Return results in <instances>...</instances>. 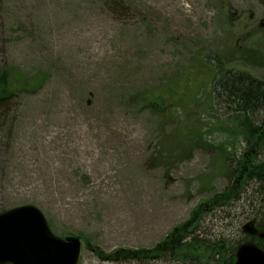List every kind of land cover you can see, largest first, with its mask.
I'll list each match as a JSON object with an SVG mask.
<instances>
[{"label": "rangeland", "instance_id": "obj_1", "mask_svg": "<svg viewBox=\"0 0 264 264\" xmlns=\"http://www.w3.org/2000/svg\"><path fill=\"white\" fill-rule=\"evenodd\" d=\"M4 69L43 83L1 112L0 214L35 206L79 264H190L157 248L194 216L188 240L253 243L264 196L237 167L254 149L215 84L264 82V0H0Z\"/></svg>", "mask_w": 264, "mask_h": 264}, {"label": "trees", "instance_id": "obj_2", "mask_svg": "<svg viewBox=\"0 0 264 264\" xmlns=\"http://www.w3.org/2000/svg\"><path fill=\"white\" fill-rule=\"evenodd\" d=\"M14 74L7 69L0 71V117L2 114L1 112L6 110L9 106V102L12 101L17 94L36 91L43 83V81L37 77L26 79L19 75L14 76ZM215 85L216 91L219 89V96L223 97L227 104L232 107H230L231 114L226 121L228 136L234 139L242 134L248 148L254 149V152H251L250 156H247L244 164L241 162L238 165L237 170L241 169L240 176H243V182H255L260 194L264 196V136L259 141L261 133L264 131V126L262 124L264 121H259L258 127L255 126L257 114L260 110L264 111V82L243 74L233 76L225 74L221 75ZM171 89L173 90V88ZM170 95L167 96V99L162 98V96L154 97V99L150 100V103L146 105L154 110L160 108V111H163L168 107L167 101L171 104ZM239 179L240 178H238V182ZM228 195L231 196V193ZM211 209H213V207ZM210 210L205 212H209ZM190 230L189 228H185L165 239L157 250H159L160 253H169L171 257L179 263L187 261L192 264L204 260L210 263L211 260L218 258L222 264H235V249L231 251V253L230 251L226 253V245L224 241L220 240L217 241L216 244L204 242L197 237L188 240L185 237H189L191 234ZM256 231V234L247 233L246 241L253 242L264 250V225L257 228ZM124 252L125 251H123V253ZM143 253L146 256L145 258H151L154 250L127 252L125 256H129L128 259L142 258ZM120 254L121 252L117 253L116 256Z\"/></svg>", "mask_w": 264, "mask_h": 264}, {"label": "water", "instance_id": "obj_3", "mask_svg": "<svg viewBox=\"0 0 264 264\" xmlns=\"http://www.w3.org/2000/svg\"><path fill=\"white\" fill-rule=\"evenodd\" d=\"M81 250L79 237L56 236L35 206L0 214V264H79ZM93 251L102 257L100 248ZM235 264H264V250L252 243L241 245Z\"/></svg>", "mask_w": 264, "mask_h": 264}, {"label": "bare ground", "instance_id": "obj_4", "mask_svg": "<svg viewBox=\"0 0 264 264\" xmlns=\"http://www.w3.org/2000/svg\"><path fill=\"white\" fill-rule=\"evenodd\" d=\"M217 81H218V80H217ZM217 81H216V82H217ZM261 113H264V111H263V110H260L259 113H258L257 116H256V120H257V122H255V124H256L255 126H257V127H258V125H259V124H258V123H259V120H258L257 117H258V115H261ZM259 117H260V116H259ZM263 121H264V120H263ZM262 124H263V126H264V123H262ZM262 133H263V134H262ZM262 133H261V137L259 138V141H260V140L262 139V137L264 136V131H263ZM261 154H262V153H261ZM249 183H251V182H249ZM252 183H255V182H252Z\"/></svg>", "mask_w": 264, "mask_h": 264}, {"label": "flooded vegetation", "instance_id": "obj_5", "mask_svg": "<svg viewBox=\"0 0 264 264\" xmlns=\"http://www.w3.org/2000/svg\"><path fill=\"white\" fill-rule=\"evenodd\" d=\"M263 134V133H262Z\"/></svg>", "mask_w": 264, "mask_h": 264}]
</instances>
